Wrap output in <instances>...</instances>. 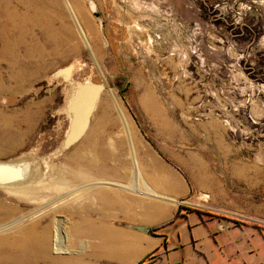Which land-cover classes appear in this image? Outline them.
Wrapping results in <instances>:
<instances>
[{"label":"rangeland","instance_id":"1","mask_svg":"<svg viewBox=\"0 0 264 264\" xmlns=\"http://www.w3.org/2000/svg\"><path fill=\"white\" fill-rule=\"evenodd\" d=\"M6 1L14 12L0 14V161L28 164L27 182L15 187L30 192L0 187V238L53 237L66 221L67 253H54L52 240L47 257L83 264L68 257L79 236L68 211L82 206L84 139L62 149L83 83L105 87L87 137L174 126L228 192L264 200V0ZM4 35L10 60L1 57Z\"/></svg>","mask_w":264,"mask_h":264},{"label":"crops","instance_id":"2","mask_svg":"<svg viewBox=\"0 0 264 264\" xmlns=\"http://www.w3.org/2000/svg\"><path fill=\"white\" fill-rule=\"evenodd\" d=\"M89 127L82 206L68 211L79 235L69 247L79 253L68 257H84L83 264H264V200L228 192L174 126L96 128L87 137Z\"/></svg>","mask_w":264,"mask_h":264},{"label":"bare ground","instance_id":"3","mask_svg":"<svg viewBox=\"0 0 264 264\" xmlns=\"http://www.w3.org/2000/svg\"><path fill=\"white\" fill-rule=\"evenodd\" d=\"M10 7H11L10 1H6V2L0 4V14L4 13V14H8V16L12 15L14 11ZM27 20H29V19H27ZM8 38H7V36H5L3 39L4 40L3 45H5V46H4V50L2 49L4 51L2 54H4V56L2 55L1 57H2V59H7V60L9 59L10 60L13 58L14 55L12 56V54H11L12 53L11 49L13 48V44L10 42V39H8ZM85 42L87 44V41H85ZM17 44H19V43H17ZM13 60H15V61H11L9 63L12 68L14 67L13 63L16 64L17 63L16 61L18 59H13ZM62 74H64L66 76V78L70 79L69 70L65 71ZM22 76H24V75H22ZM9 78H10V80L12 79L11 77H9ZM79 87H80V85L78 86V88ZM1 91H2V89L0 88V92ZM71 98H72V95L70 96V99ZM73 99H74V97H73ZM73 99H71L70 104L72 103ZM69 107H70V105L68 106L67 111H68V113L71 117V121H72L73 112H71L69 110ZM26 165L28 166V164H26ZM50 185H52V184H50ZM15 186L4 187V188L8 189V190L15 189V190H13V192H16L18 194H27L28 192H30V190H28L27 188L26 189H22V188L18 189ZM5 214H6V216H4V217L6 219H7V217L11 218L10 213H5ZM64 223H66V221L57 224V228H55V231L53 232L54 233L53 237L51 236V233H50L51 231L49 232V230H44L41 233L37 232V234H32L31 231L21 232L18 235V237H16V238H13L12 236L0 238V264H25L27 261H31L30 264L31 263L32 264H39V263L43 264L45 262H48V264H61V263H63L62 261L56 259L55 257H47L46 253H47L48 247H49L52 240H53L52 248L54 250V253H56V254L60 253V252L67 253L68 249H66L67 246L64 244V241L66 239L63 241L64 237L61 236L62 225ZM67 235H68V233H67ZM69 236H70V234L68 235V237ZM68 237H67V239H68ZM40 247L42 249V253L40 252ZM50 248H51V246H50Z\"/></svg>","mask_w":264,"mask_h":264},{"label":"water","instance_id":"4","mask_svg":"<svg viewBox=\"0 0 264 264\" xmlns=\"http://www.w3.org/2000/svg\"><path fill=\"white\" fill-rule=\"evenodd\" d=\"M104 88L103 84L95 83H83L78 88L69 107V110L73 112V117L63 141V150L69 149L82 139L89 126L95 104ZM26 166L24 162L0 161V187H10L24 183L29 173V167ZM136 229L145 233L150 231L147 227H136Z\"/></svg>","mask_w":264,"mask_h":264}]
</instances>
